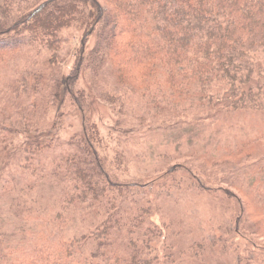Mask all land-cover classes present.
I'll return each instance as SVG.
<instances>
[{"label": "rangeland", "instance_id": "374dc122", "mask_svg": "<svg viewBox=\"0 0 264 264\" xmlns=\"http://www.w3.org/2000/svg\"><path fill=\"white\" fill-rule=\"evenodd\" d=\"M59 35L65 42L53 67L48 64L50 52L26 33L14 36L22 46L0 54V140L5 142L0 151V212L6 228L37 230L50 222L53 228L47 229L54 238L58 228L61 235L78 236L100 221V205L62 209L74 183L51 167L53 158L67 148L63 144L82 135L87 120L95 124L108 158L114 150L120 156L118 178L111 183L149 184L145 193L133 189L131 195L132 190L124 189L113 201L125 212V220L133 217L135 204L146 207L132 220L135 226L129 221L109 232L116 249L142 240L149 243L143 252L156 264H264V214L256 207L264 205L259 199L264 195V108L207 110L198 105L193 89L172 88L158 64L153 75L136 72L124 78L108 59L94 74H81L74 85L87 101L85 114L66 96L61 109L48 107L44 122H32L31 127L48 128L57 121L54 136L24 133L13 88L21 72L29 75L30 83L38 74L48 100V70L65 77L82 45V32L75 27ZM94 42L89 36L84 50ZM22 103L17 108L34 107L32 101ZM36 144L39 151L28 160ZM11 203L22 212L14 213V207L11 211ZM61 209L64 223L54 221ZM147 226L155 234L146 233Z\"/></svg>", "mask_w": 264, "mask_h": 264}, {"label": "trees", "instance_id": "16d2710c", "mask_svg": "<svg viewBox=\"0 0 264 264\" xmlns=\"http://www.w3.org/2000/svg\"><path fill=\"white\" fill-rule=\"evenodd\" d=\"M71 27L82 32V45L65 77L48 70V100L38 74L31 83L27 73L18 76L14 105L23 118L24 133L54 136L57 121L48 128L31 127L32 122H44L42 114L46 115L48 107L61 109L66 96L85 114L87 101L82 90L74 91V85L81 74H94L108 59L124 78L136 72L153 75L159 66L172 88L193 89L198 105L207 110L264 108V0H0V54L22 46L14 36L26 33L29 40L50 52L48 64L53 67L65 42L59 34ZM91 35L95 42L86 52L83 46ZM31 101L32 109L26 104L17 108L20 102ZM4 144L0 140L1 152ZM65 144L67 148L51 161L54 171L58 169L74 183L61 202L62 209L66 211L71 204L87 209L100 205L102 218L86 233L64 236L58 228L53 238L47 229L50 222L37 230L8 229L0 212V264H156L155 258L143 252L149 243L140 240L138 245L129 240L121 251L109 238L119 224L134 222L146 212L142 204H135L133 217L125 220V212L113 203L115 198L124 189L132 190L131 195L133 189L145 193L149 184L111 183L120 156L114 150L108 158L93 122L86 120L82 135ZM39 146L30 147L28 160ZM259 199L264 204V195ZM13 207L17 214L23 210L11 203V211ZM256 207L264 214V205ZM62 209L54 221L64 223ZM145 232L156 231L147 226Z\"/></svg>", "mask_w": 264, "mask_h": 264}]
</instances>
